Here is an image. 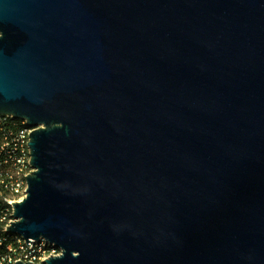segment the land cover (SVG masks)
<instances>
[{
	"label": "water",
	"instance_id": "1",
	"mask_svg": "<svg viewBox=\"0 0 264 264\" xmlns=\"http://www.w3.org/2000/svg\"><path fill=\"white\" fill-rule=\"evenodd\" d=\"M0 116L42 264H264V0H0Z\"/></svg>",
	"mask_w": 264,
	"mask_h": 264
},
{
	"label": "built area",
	"instance_id": "2",
	"mask_svg": "<svg viewBox=\"0 0 264 264\" xmlns=\"http://www.w3.org/2000/svg\"><path fill=\"white\" fill-rule=\"evenodd\" d=\"M32 130L22 119L0 116V264L18 261L42 264L50 256L60 255V250L44 240H28L31 242L27 246L20 236L7 232V227L15 221L12 203L25 197L26 176L34 171L27 147Z\"/></svg>",
	"mask_w": 264,
	"mask_h": 264
}]
</instances>
